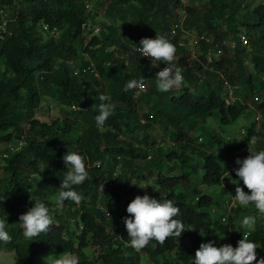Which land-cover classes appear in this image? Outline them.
<instances>
[{"label": "trees", "instance_id": "1", "mask_svg": "<svg viewBox=\"0 0 264 264\" xmlns=\"http://www.w3.org/2000/svg\"><path fill=\"white\" fill-rule=\"evenodd\" d=\"M135 1L138 5H133ZM240 4L237 0H211L205 14L200 7H188L185 28L196 29L200 34L214 33L216 41L230 38L229 31L218 28L216 19L224 18L229 10L231 17L240 11L242 28L234 29V39L245 32L250 46L239 47L232 56L228 53L220 60L209 61L205 45L204 55L196 60L186 52L182 54V31L171 38L178 0H100L91 25L97 26L96 19L102 14L119 20L123 26L118 30L102 27L100 35L93 38V32L84 28L90 18L80 0H0V25L9 11L8 29L12 33L0 40V67L5 68L0 77V146L9 144L20 149L4 160L7 177L0 181V219L5 221L11 239L0 241V251L15 253L20 264H43L49 249L76 255L78 264H142L144 259L150 264H192L202 243L237 246L245 230L232 218L224 223L226 217L215 215V210L222 209L219 200L199 189H194V197L189 199L180 188L184 185L186 190L191 177L198 176L199 171H204V186L224 187L226 191L230 188L226 179L229 169L214 151L216 146L224 147L225 140L208 135L201 127L215 113L220 115L223 126L260 115L262 122H252L247 139L264 135V3L254 10ZM42 23L58 34L47 40ZM157 35L176 48L168 65L179 68L188 83L177 90L161 92L155 78L160 70L154 71L136 51L141 39H155ZM121 51L132 57L130 67L119 58ZM86 57L95 63L99 79L93 75L74 76L69 63L84 65ZM248 59L255 73L248 74L244 68L243 62ZM224 78L232 86L246 87L241 98L236 92V102L229 100ZM132 79H143L147 93L136 97L135 88L125 91V84ZM88 80L97 86L106 82L107 89L91 93L84 84ZM51 94L61 107L64 120L41 121L40 108ZM100 94L110 97L106 103L113 104L115 110L98 128L95 117ZM255 95L261 97L260 103L255 102ZM72 106L85 111H71ZM140 110L146 125L139 118ZM81 118L88 127L75 139L76 122ZM156 125L171 132L178 149L160 148L162 144L149 134ZM124 135L128 138L122 141ZM21 143L24 146L20 147ZM246 148L243 144L228 146L224 153L232 159ZM260 149H264V136ZM67 151H77L85 157L88 178L82 185L74 186L83 197L81 203L66 201L65 207L58 209L53 198L67 172L63 162ZM120 163L123 171L116 177ZM148 177H156L152 197L172 200L180 208L176 219L183 222L185 232L180 238L169 237L163 244L150 241L137 251L127 243L123 218L129 214L123 204L138 196L131 181L142 182ZM32 198L50 206L53 224L37 240L29 241L23 237L19 217L34 206ZM188 239L189 251L184 244ZM249 239L257 244V253L260 249L264 252L263 221L258 222ZM89 249L93 250L92 256L86 252Z\"/></svg>", "mask_w": 264, "mask_h": 264}, {"label": "clouds", "instance_id": "2", "mask_svg": "<svg viewBox=\"0 0 264 264\" xmlns=\"http://www.w3.org/2000/svg\"><path fill=\"white\" fill-rule=\"evenodd\" d=\"M136 51L142 57L150 58L153 67H159L161 62L167 65L155 76L157 87L161 92H168L184 83L182 71L179 68L173 70L168 66L176 53L175 46L168 39L159 35L155 39L143 38ZM138 85L143 86V79L130 80L125 84L124 90L137 88ZM98 99L101 103L95 121L96 126L101 128L114 114L115 106L106 103L110 97L105 94H100ZM255 143L256 138L252 137L250 145H255ZM250 153L246 158H237L236 160L238 167L233 171L239 178V184L235 188V195H231L230 206L239 204L246 208L253 205L257 213L264 216V149L252 150ZM63 162L67 172L61 181L58 194L53 198L55 207L58 209H63L66 201L76 205L81 203L83 197L75 190L74 186L82 185L88 178L85 157L77 151H67L63 156ZM116 174H119V170ZM240 182L243 183L244 187L239 186ZM131 183L136 185L135 181H131ZM245 187L249 190L248 192L244 190ZM34 201V206L19 217L23 237L29 241L37 240L53 224L50 206L39 199ZM103 210L107 214L110 213L106 209ZM126 211L129 215L123 218V223L129 237L127 243L128 246L137 251L148 246L150 241L155 240L163 244L169 237L180 238L185 232L183 222L176 219L180 213V208L175 206L172 200L157 199L145 194L144 196H137L127 206ZM256 222L257 215H246L242 218L241 223L245 231L243 232V239L239 240L235 247L231 244L217 247L214 241L202 243L196 251L192 264H254V262L255 264H264V257L258 259L257 244L249 239ZM10 239L9 232L6 230V223L0 219V241L8 242ZM51 257H53L51 264H78V257L72 253H63ZM48 261L49 258L46 264Z\"/></svg>", "mask_w": 264, "mask_h": 264}, {"label": "rangeland", "instance_id": "3", "mask_svg": "<svg viewBox=\"0 0 264 264\" xmlns=\"http://www.w3.org/2000/svg\"><path fill=\"white\" fill-rule=\"evenodd\" d=\"M237 1L239 4L242 3V6H241L242 8H246V9H250V10H254L259 5L264 3V0H237ZM133 5H138V2H136V1L133 2ZM192 5H194L196 7H200V9L203 11V14H205L210 9L211 0H195L194 3L191 4V6ZM239 13H240V11L238 13H236L235 16L231 17L230 16L231 10H229V12L227 13V15L224 18H217L216 19V24L218 25V28H220L222 31H225V30L229 31L228 37H230V38H228V39H234L235 34H236L235 30L238 28L239 29L242 28L240 26V23H239V17H240ZM10 15H11V13L9 11H7L6 14L4 15V18L5 19L10 18ZM173 17L175 18L174 23L176 22V24L179 22L181 23V21H185V23H186V20L189 17L188 10H187V14H185L184 8H182L181 5H178L177 9H175V11L173 13ZM96 22H97V26L95 25L94 27L99 28V29H102V27H105V26H109L115 30H118L120 27L123 26V23L120 22L119 20L107 19L102 14L98 15ZM243 31H245V30H243ZM185 32H186V34L182 33V35L184 36V42H182L180 45L181 48H183V50H184V52L182 54H184L186 52L188 57H190L192 60H196L200 56L204 55V52L202 49H200V50L195 49L194 50L193 45H192V43H193L192 40H194V38L200 37L202 34H200V32L196 29L195 30H189V28H185ZM99 35H100V33H99ZM208 35H209V37H212L211 39H213V38L216 39L214 33L209 32ZM51 36L52 35L47 34V35H45V38L47 40H50ZM94 36H97V35L92 34V36L90 38H93ZM249 46H250V44H249ZM249 46H247V48ZM203 49H204V47H203ZM121 52L122 53H119V58H121L122 60H124L126 62V65H128L127 67H130L131 62H134L132 60V57H130L129 54H125L123 51H121ZM207 53H208V49H206V51H205V54H207ZM228 56H232V55L228 54ZM148 62L152 65V61L149 60ZM243 64H244V68L247 69L248 74L255 73L254 66H253V64L250 63L249 59L244 60ZM161 69H163L161 64H159V67H153L154 71L155 70H161ZM208 70L218 74V76L221 78L224 77V76L220 75L219 72H217L214 68H208ZM4 74H5V68L3 66H1L0 67V77ZM93 76L96 77L97 79H99V76H95V75H93ZM184 83L188 84L187 82H185V78H184ZM84 84H85L86 89H88L91 93L95 92V93L99 94L100 90L103 87L105 89H107L105 87V86H107L106 82H103L101 86H97L93 80H88ZM180 87H178V88H180ZM178 88L174 87L173 89L177 90ZM245 90H246V87H244L243 85L242 86H236V87L231 85L230 89L227 88L229 100L236 102V100H238V97H236V92L239 93V97L241 98V95H243V93H245ZM147 91H148V86H147V90L145 93H147ZM145 93H143V94H145ZM233 97L236 98L235 101L232 99ZM44 100H45L44 104L40 108V111H39V117L42 119L41 121L49 122V121L58 120V119H61V120L65 119V116L61 111V107L54 100V97L52 96V94L50 96L45 97ZM257 117H258V115L255 116L253 114L251 116V120L246 119V118H242L235 125L223 126L221 123L220 115L218 113H215V115L213 117L209 118L203 124H201L202 129L208 135L214 134V135H217V136H219L225 140V146L224 147L216 146L214 151L220 155V161L223 163V165L225 167H228V169H229V173H228V175H226V179L228 181L230 188H228L227 191L225 190L224 187L208 188V187L204 186L203 185L204 171H199L198 176H192L191 177V183H190L191 185H189L186 190H185L184 185H182L180 188V189H182L183 192H185L187 194L189 199H192L194 197V189L203 190L207 195H210L213 198L218 199L220 204H221L222 209L215 210V215L219 218H222L223 216L226 217L223 220L224 223L229 222L230 218H232L239 227L243 228L241 221H242V218L244 216H246V215H257V222H256L254 230L251 232V234L256 231L257 226H258V222L260 220L264 222V216L259 215L257 213V210L254 208L253 205H249L246 208L241 207L239 204H236L235 206H230V205H231V195H235V188L239 184L238 179H236L234 177L235 172L233 171L237 167L236 160H237V158H239V159L246 158L247 156H249L251 154L250 151H252V150H259V142L262 140V137L264 136V135L261 136L259 134V136L256 138L255 145H250V141L247 139L248 128L251 126L252 122L256 120ZM139 118L142 120V123L144 125H146V120L144 118V113L142 110H140ZM261 122H262V120H261ZM76 125H77V127H76L77 130L73 134L75 139H77L81 135L82 131L86 127H88L87 123L84 121L83 118H81L80 121L76 122ZM150 132H151V134H150ZM149 134L151 135L153 140L162 142L163 146H161L160 148H164V147L165 148H172L173 147L174 149H178L176 146V143L171 139V132H166L164 129H162L156 125V127L153 130L149 131ZM127 138L128 137L126 135H124V137L122 138V141L127 139ZM130 140H131V138H130ZM206 140H207V138L205 139V141ZM240 144L247 145V148L240 151L238 153V155L232 159L226 156V154L224 153L225 147H228V146L235 147V146H238ZM21 146L22 145L20 144V147ZM10 149H11V146L9 144H4V145L0 146V181L7 177L6 173L3 171L4 165L6 162L3 159V155L5 153L10 152ZM172 164L173 163H171L170 165H172ZM197 164L199 166H201L202 162L199 161V162H197ZM186 171L188 172L190 170L186 169ZM136 181H135L136 185H133V184L132 185L134 187H136V189H137L136 195H138V196H144L145 194L151 196L153 191L156 189V184H155L156 183V177H153V178L148 177V179L146 181H142V182L141 181L136 182ZM239 186L244 187L242 182H240ZM244 190L246 192L249 191L246 187L244 188ZM132 201H133V198L132 197L129 198L128 202L123 204V208L126 209L128 204H130ZM72 224L73 225L75 224L73 222V220H72ZM74 228L77 231L79 229L76 226H74ZM191 232H192V230L189 231V235L191 234ZM184 244L186 245V247H188L187 251H189V247H190L189 239L185 240ZM224 244H226V243H224ZM220 246H222V245H219V247ZM86 252L89 256H92V254H93L92 249H89ZM60 254L61 253H58L53 249H49L43 257V264H46V261L48 258H49V261L47 262V264H51V260L53 258L51 256L60 255ZM263 256H264V252L260 249L258 251V259L263 257ZM0 264H20V263L16 260L15 253L9 252L6 250H2V251H0ZM142 264H150V263L146 259H144ZM254 264H255V262H254Z\"/></svg>", "mask_w": 264, "mask_h": 264}, {"label": "built area", "instance_id": "4", "mask_svg": "<svg viewBox=\"0 0 264 264\" xmlns=\"http://www.w3.org/2000/svg\"><path fill=\"white\" fill-rule=\"evenodd\" d=\"M80 1L84 4L85 11L90 18L89 21L87 22V24L84 26V28L90 29V31H92L93 34L99 35V33H101V29L96 28V27H92L91 17L93 15H95V13L97 11L98 1H100V0H80ZM178 1L180 2L181 7L184 8V13L187 14L188 7L191 6V4L194 3L195 0H178ZM2 13H4V12H2ZM8 26H9L8 19H4L3 23L0 25V40L1 41L4 40L5 36H7V35L12 36V33L9 31ZM41 27H42V31L44 32V34H50L52 36H56L58 34L55 30H51L49 25L46 23H42ZM179 31H182L184 34H186V32H185V21H181V23L179 22V23L175 24V26L173 27V29L171 31V38H173V39L176 38ZM211 38L212 37H209L208 34H202L200 37L194 38V40H192L193 41L192 45H193L194 50L195 49L200 50L203 48L204 45L207 47L208 53L206 54V58L209 61L220 60L221 58L225 57L228 53L231 55L234 54L239 47H247L250 44V39L245 32H242L241 34H239L237 39H224L222 41H216L214 38L213 39H211ZM146 59L148 61L149 60L151 61L150 58H146ZM69 65L73 70L74 76H76V77L80 78V77L86 76V75L99 76L97 73L96 65L91 60L90 57H86V61H85L84 65L79 66V63L75 62V61H71L69 63ZM168 66L171 67L173 70H175L174 66H172V65H168ZM224 80H225V78H224ZM262 82L264 83V76L262 77ZM225 86L228 89H230V87H231L230 82L225 80ZM135 90H136V97H139L143 93L146 92L147 85L144 83H143L142 87L138 85L137 88H135ZM232 99L235 101L236 98L233 97ZM254 100H255V102L260 103L261 97L259 95H255ZM70 110L74 111V112L85 111L84 109H82L81 107H78V106H72V107H70ZM261 120H262V117L260 115H258V117L256 118V121L258 123H261ZM159 142L162 144L161 141H159ZM21 145L24 146L23 143H21ZM162 146H163V144H162ZM19 150H20L19 148H15V147L11 146L10 152L5 153L3 155V159L7 160L10 157V153H16ZM151 157L152 156H150L149 160H151ZM119 160H121V158ZM117 170H119L118 175L116 174ZM122 170H123V164L120 163L117 165L114 176H116V177L119 176L121 174ZM108 216L110 217L111 214L108 213ZM250 236H251V234L249 235V237Z\"/></svg>", "mask_w": 264, "mask_h": 264}]
</instances>
